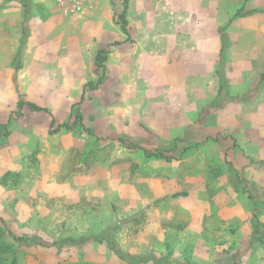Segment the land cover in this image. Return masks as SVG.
Here are the masks:
<instances>
[{"label":"rangeland","instance_id":"1","mask_svg":"<svg viewBox=\"0 0 264 264\" xmlns=\"http://www.w3.org/2000/svg\"><path fill=\"white\" fill-rule=\"evenodd\" d=\"M253 12L264 15V8ZM233 22L225 30L229 65L217 72L228 92L224 105L217 97L202 108L196 101L195 120L169 114L174 121L164 124L144 115L104 121L89 104L68 107L60 95L49 113L22 115L16 102L30 98L19 81L24 66L11 65L14 51L0 49V264H264V231L254 229V207L264 206L257 189L259 177L264 184V85L249 101L227 100L243 99L264 73V45L248 57L245 25L230 44ZM249 36L264 43L263 33ZM48 70L41 66L40 75ZM5 85L14 95L3 97ZM78 114L90 132H50L51 117L72 123ZM142 148L174 158H149Z\"/></svg>","mask_w":264,"mask_h":264},{"label":"crops","instance_id":"2","mask_svg":"<svg viewBox=\"0 0 264 264\" xmlns=\"http://www.w3.org/2000/svg\"><path fill=\"white\" fill-rule=\"evenodd\" d=\"M245 6L249 8L246 15L235 18L228 29L230 44L237 38L232 33L245 25L243 49L255 58L264 43H255L249 35L264 34V15L252 12L264 8L261 0H88L84 10L72 17H64L55 0H0V49L7 55L14 51L11 65L24 66L19 81L30 97L24 101L48 108L25 107L22 115L49 113L59 106L52 99L60 95L68 99V107L89 104L104 121H138L144 115L147 122L164 124L174 121L167 115L180 113H193L195 120L198 103L202 108L218 98L217 72L229 65L226 49L230 46L223 42L222 27ZM124 11L127 32L121 26ZM99 50H107L106 80L88 92L86 83L102 76L96 64ZM41 66L49 69L43 76ZM55 76L64 84L59 91ZM10 78L1 80L10 82ZM198 90L202 95H196ZM14 92L13 86L2 88L3 97ZM40 96L47 97L46 102L36 99ZM150 114L158 117L150 118ZM56 119L51 117L50 128ZM258 180L257 189L264 196V184ZM258 214L264 224V206L259 205ZM247 229L252 240L253 229Z\"/></svg>","mask_w":264,"mask_h":264},{"label":"trees","instance_id":"3","mask_svg":"<svg viewBox=\"0 0 264 264\" xmlns=\"http://www.w3.org/2000/svg\"><path fill=\"white\" fill-rule=\"evenodd\" d=\"M127 3V1H126ZM253 12V11H252ZM251 13V12H248ZM246 15L245 13H243L242 9L238 10L228 21V24L222 28L221 32H222V38H223V42L224 43H228V38L226 35V28L227 26L235 19L241 16ZM121 26L122 29L127 32V20L125 17V11L122 13L121 15ZM225 49V47H224ZM107 56V50H99L98 54L96 56V64L98 66V68L101 69L102 71V76L99 77V79L95 82H90L88 84V86L91 89H96L98 88L105 80H106V75H107V71H106V66H105V61H106V57ZM220 82H221V86H220V91L218 94V98H217V102L216 104L218 106H223L224 105V99L226 98V95L228 94L227 90H226V86H225V79L220 78ZM264 85V73L261 74V76L259 77L258 80H256L252 86H250V88L248 89V91L246 92V94L243 96V99H240L241 97L239 96H229L228 97V101H238V100H243V101H249L254 97V93L256 91H258L259 87H262ZM19 110H20V114H23L22 110L27 107L29 108L31 111H48V108L45 107H41L39 105H37L36 103L30 102V101H24V100H19L18 104H17ZM76 106V105H75ZM81 127L84 128L86 131L90 132L89 128H86L85 125L83 124L82 121V116L81 115H76L74 122L72 123H62V124H57L55 120H52L51 122V133H57L63 129L65 130H72L76 127ZM129 146L131 147L132 145L129 144ZM134 148H139L138 146H134ZM142 150L144 151V154L146 155V157L149 158H161V159H165L167 161H171L174 157L172 156H167L164 154L163 151L160 150H148V149H144L142 148ZM251 198V197H250ZM260 201V200H259ZM254 209L256 210L255 213V224H254V229L256 233H259L258 231H264L262 229V227H264V225L260 222L259 220V214H258V206L254 207ZM13 240L15 241H19V242H27L30 240L29 237L27 236H16L11 234L10 235ZM262 237V235H261ZM261 237H257V239L261 242H263V239ZM115 250L119 253V249L116 248V246L114 245ZM121 255V254H120ZM122 256V255H121ZM11 264H17V260L16 258H14V260L11 262Z\"/></svg>","mask_w":264,"mask_h":264},{"label":"built area","instance_id":"4","mask_svg":"<svg viewBox=\"0 0 264 264\" xmlns=\"http://www.w3.org/2000/svg\"><path fill=\"white\" fill-rule=\"evenodd\" d=\"M55 2L64 17H72L84 10L88 0H55Z\"/></svg>","mask_w":264,"mask_h":264}]
</instances>
